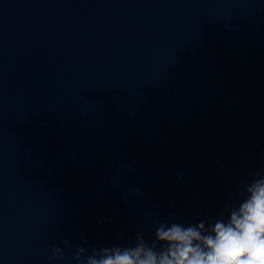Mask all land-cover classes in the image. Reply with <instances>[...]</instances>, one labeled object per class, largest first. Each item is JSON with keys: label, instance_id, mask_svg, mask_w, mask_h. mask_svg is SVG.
<instances>
[{"label": "clouds", "instance_id": "obj_1", "mask_svg": "<svg viewBox=\"0 0 264 264\" xmlns=\"http://www.w3.org/2000/svg\"><path fill=\"white\" fill-rule=\"evenodd\" d=\"M227 217L208 223L161 221L154 238L137 232L134 244L77 247L83 264H264V173L247 182L242 196L226 209ZM54 258L62 254L53 249Z\"/></svg>", "mask_w": 264, "mask_h": 264}]
</instances>
